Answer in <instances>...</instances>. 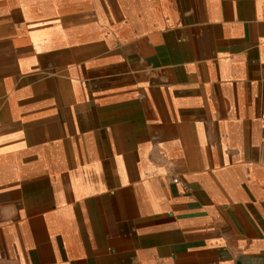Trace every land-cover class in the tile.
I'll list each match as a JSON object with an SVG mask.
<instances>
[{"label":"crops","instance_id":"1","mask_svg":"<svg viewBox=\"0 0 264 264\" xmlns=\"http://www.w3.org/2000/svg\"><path fill=\"white\" fill-rule=\"evenodd\" d=\"M0 264H264V0H0Z\"/></svg>","mask_w":264,"mask_h":264}]
</instances>
